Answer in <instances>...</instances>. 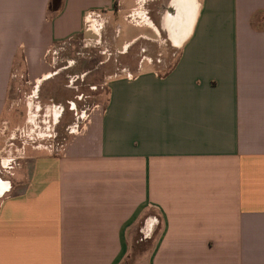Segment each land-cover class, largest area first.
Listing matches in <instances>:
<instances>
[{
	"label": "crops",
	"instance_id": "1",
	"mask_svg": "<svg viewBox=\"0 0 264 264\" xmlns=\"http://www.w3.org/2000/svg\"><path fill=\"white\" fill-rule=\"evenodd\" d=\"M48 2L0 0V264H264V0ZM87 9L118 51L139 44L134 65L75 133L56 102V145H32L26 105L6 114L16 87L44 92L47 51L90 38ZM118 14L142 27L120 45Z\"/></svg>",
	"mask_w": 264,
	"mask_h": 264
},
{
	"label": "rangeland",
	"instance_id": "2",
	"mask_svg": "<svg viewBox=\"0 0 264 264\" xmlns=\"http://www.w3.org/2000/svg\"><path fill=\"white\" fill-rule=\"evenodd\" d=\"M146 20L150 19L147 18ZM110 24L119 26L120 31L115 38L117 45H120L124 39L129 38L130 35L142 28L131 24L120 14L111 18ZM104 27L103 29H109ZM103 29L97 36L88 34L90 38L83 41V43L75 40L63 44L55 55L53 70L56 72L52 73V76H49L43 82L42 80L40 81L44 92L40 93L38 90L37 94L34 93L32 97L31 102H38L41 106L53 102L61 104L63 111L56 126L58 134H66L65 125L75 118L76 112L79 113V110L81 111L82 109L87 111V108L92 105L100 104L101 101L98 99V95L105 87L104 80L106 76L113 74L121 67L134 65L139 44L129 43L125 51L120 52L118 51L119 47L114 42L108 41L109 38L106 40V33L103 32ZM142 45L145 46L144 44ZM162 46L155 43L152 44L149 49L152 56L157 54L160 57H167V55L171 57L173 54L170 51L167 54V51ZM37 86L38 84L33 86L32 83L22 84L20 82L18 89L16 87L18 104L13 107V112L12 110L9 113L5 112L7 116L15 115L14 118L21 123L27 94ZM71 102H74V108L71 107ZM82 118L83 113L77 120L83 121L84 119Z\"/></svg>",
	"mask_w": 264,
	"mask_h": 264
},
{
	"label": "built area",
	"instance_id": "3",
	"mask_svg": "<svg viewBox=\"0 0 264 264\" xmlns=\"http://www.w3.org/2000/svg\"><path fill=\"white\" fill-rule=\"evenodd\" d=\"M126 18L132 22V23H142L144 22V15L140 13L138 10V6L131 7L126 12ZM106 21V11L103 9H87L84 11L82 15V26H81V38H83V34H92V35H99L100 31L102 30L104 24ZM88 37V36H87ZM87 39V38H86ZM85 41V40H84ZM83 43V42H82ZM62 48V45L60 46H54L51 49H49L47 52V56L50 58L51 61L55 60V55L57 54V51ZM127 77H130V75H127ZM34 89H32L29 94L27 95L26 100V120L24 124L17 126L14 133L17 135V137L25 138L27 139L32 145H37L40 143H43L47 146L49 150H53L54 145H56L53 141L56 137V131L54 129L55 123H56V116L58 115L60 111V105L56 103H48L47 105L43 104L41 106L38 102L32 103V97L34 96L33 92ZM29 98V99H28ZM71 107L74 108L75 105L74 102H71ZM89 108H87V111ZM85 111V113H84ZM87 111L82 109L79 110V113H75V118L70 121L69 123H66L65 125V131L66 133H75L79 131V129L82 127L86 116ZM83 113V121H78V117L81 116ZM145 225V224H144ZM148 234V229L146 227H143L141 229V236L144 237Z\"/></svg>",
	"mask_w": 264,
	"mask_h": 264
},
{
	"label": "trees",
	"instance_id": "4",
	"mask_svg": "<svg viewBox=\"0 0 264 264\" xmlns=\"http://www.w3.org/2000/svg\"><path fill=\"white\" fill-rule=\"evenodd\" d=\"M61 0H49L48 7L49 9L55 10L59 7Z\"/></svg>",
	"mask_w": 264,
	"mask_h": 264
},
{
	"label": "flooded vegetation",
	"instance_id": "5",
	"mask_svg": "<svg viewBox=\"0 0 264 264\" xmlns=\"http://www.w3.org/2000/svg\"><path fill=\"white\" fill-rule=\"evenodd\" d=\"M184 4H185V3H184ZM187 7H188V10L191 11V5H190V6L187 5Z\"/></svg>",
	"mask_w": 264,
	"mask_h": 264
}]
</instances>
